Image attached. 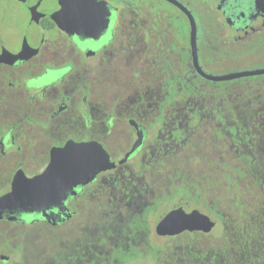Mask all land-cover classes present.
Returning <instances> with one entry per match:
<instances>
[{
  "label": "flooded vegetation",
  "instance_id": "obj_1",
  "mask_svg": "<svg viewBox=\"0 0 264 264\" xmlns=\"http://www.w3.org/2000/svg\"><path fill=\"white\" fill-rule=\"evenodd\" d=\"M156 1L146 11L130 0H0V198L16 177L41 175L52 152L70 143L90 147L70 168H94L87 162L98 145L107 155L106 169L58 205L0 207V264L59 260L51 249L72 250V264H214L218 255L210 260L198 246L235 238L242 223L264 217V74L201 76L188 15ZM173 1L193 18L203 73L264 69L235 68L264 60V0ZM113 72L126 77L123 89L105 101L97 88L113 83ZM222 126L248 137L217 143ZM226 168L250 178L244 193L222 183L232 179ZM237 204L243 210L231 213ZM178 209L213 228L158 234Z\"/></svg>",
  "mask_w": 264,
  "mask_h": 264
},
{
  "label": "water",
  "instance_id": "obj_2",
  "mask_svg": "<svg viewBox=\"0 0 264 264\" xmlns=\"http://www.w3.org/2000/svg\"><path fill=\"white\" fill-rule=\"evenodd\" d=\"M171 1L186 12L189 17L192 28L193 64L201 76L212 81H228L264 74V69L231 73L223 76H210L203 73L198 65L196 56L195 23L193 18L180 4L173 0ZM84 149L90 150V147L70 143L63 149L53 151L51 163L41 175L33 179H27L24 176L23 178H15L11 192L0 198V207H10L14 210L33 212L60 204L61 200L74 186L84 183L100 171L106 169L101 167L106 162L107 155L99 145L97 146V155L94 157V160L92 159L91 162H87L88 164H92L94 168H70L81 165V155ZM213 226L214 224L206 216L196 211L185 214L181 209H178L170 212L159 223L157 232L162 236L175 235L184 230H200L207 233Z\"/></svg>",
  "mask_w": 264,
  "mask_h": 264
},
{
  "label": "rangeland",
  "instance_id": "obj_3",
  "mask_svg": "<svg viewBox=\"0 0 264 264\" xmlns=\"http://www.w3.org/2000/svg\"><path fill=\"white\" fill-rule=\"evenodd\" d=\"M130 2L132 3V5H138L141 6L142 8H144L146 11L149 10H153L156 6L159 5V1L156 0H130ZM145 12V11H144ZM145 14H147L145 12ZM264 66V60H258L255 58H249L240 62L236 63L235 68L236 69H247V70H253L255 68H260ZM227 67V65L225 66ZM112 72V71H111ZM110 72V73H111ZM125 75V73H124ZM125 79L126 77H123L122 75L118 74V72H113V74L111 75V78L109 77L108 82L110 81V79L113 81V83L111 82L110 84L108 83H103L102 85H99L97 90L99 91V95H101L104 100H110L111 98H113L115 95H117L122 89H123V85H122V79ZM253 83V82H252ZM232 87L231 84H222L220 86V89H224V88H230ZM264 121V118H262ZM255 121H260L259 119H255ZM223 122V121H221ZM223 129L221 130V133L219 134V136L214 137L217 141V143H223V138H226L225 135L230 136L231 138H233L235 141L237 139V137H242L244 139H246L248 137V135L240 130H237V128L235 129V127H224L222 126ZM239 128V126H237ZM257 127L256 124L253 122L252 123V128ZM260 132L257 133V135L253 136V139L256 138L259 139L260 138ZM237 135V136H236ZM259 141V140H258ZM232 143H234V141H232ZM178 161V159H177ZM174 162V161H173ZM33 168H29V169H25L26 173H29V170H32ZM183 170V173L185 175L186 172V168H181ZM171 170L169 169H165L163 170L165 171H169ZM226 171H229L228 174H232V179L230 180L229 177L227 176L226 179L223 178L222 179V183L226 184L229 189L230 192L232 194H239L240 190H243V193L245 192L244 187L249 188V183L247 182V178L246 176H244L243 173L239 172L237 168H226ZM225 179V182H224ZM248 181L250 182V178H248ZM233 201V200H232ZM238 202V201H237ZM244 205L243 204H237L235 205V207L233 208V211L231 213L234 212H239L241 210H243ZM241 209V210H240ZM245 212H249V207L246 208ZM252 213V212H249ZM1 228H4V224L0 225ZM240 232H238L237 234H239ZM235 234V241L236 243H242V245H247L249 240L246 237H243L242 234L237 235ZM75 234L72 236L74 237ZM54 237V236H52ZM46 239L45 237H40V240ZM84 238H81L80 240H83ZM257 245L258 244H262L264 246V234L262 237H260L258 239ZM59 244V243H58ZM42 243H35L34 246H41ZM262 247L258 246L253 250V253H255L254 255L257 256L259 254V252L261 251ZM51 253L54 255H60V259L59 260H51L50 263L48 264H72V260H71V256H74L73 251L70 249H61L56 251L55 249H51ZM20 264H37V262H35L32 259H29V261L27 263H20ZM75 264V262H74Z\"/></svg>",
  "mask_w": 264,
  "mask_h": 264
},
{
  "label": "trees",
  "instance_id": "obj_4",
  "mask_svg": "<svg viewBox=\"0 0 264 264\" xmlns=\"http://www.w3.org/2000/svg\"><path fill=\"white\" fill-rule=\"evenodd\" d=\"M240 230L242 236L249 240L247 245L236 243L235 238L228 236L216 239L207 246L200 245L197 248L201 250L207 249L210 252V260H212L213 256L218 255L214 257V264H220L221 262L223 264H264V248L261 249L257 256L254 255L255 253L252 250L258 247L255 243L264 234V217H260L256 222L248 220L242 223ZM167 255L169 256V253ZM165 259L166 254L165 256L163 255V262Z\"/></svg>",
  "mask_w": 264,
  "mask_h": 264
},
{
  "label": "snow or ice",
  "instance_id": "obj_5",
  "mask_svg": "<svg viewBox=\"0 0 264 264\" xmlns=\"http://www.w3.org/2000/svg\"><path fill=\"white\" fill-rule=\"evenodd\" d=\"M63 71H64V72H67V71H69V69H68V68H65ZM62 74H63V73H62Z\"/></svg>",
  "mask_w": 264,
  "mask_h": 264
}]
</instances>
